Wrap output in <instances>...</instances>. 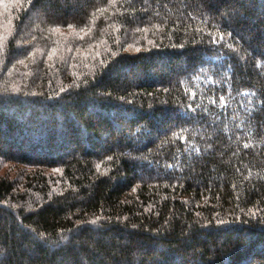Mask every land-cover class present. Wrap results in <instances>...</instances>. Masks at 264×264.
<instances>
[{"label": "trees", "instance_id": "16d2710c", "mask_svg": "<svg viewBox=\"0 0 264 264\" xmlns=\"http://www.w3.org/2000/svg\"><path fill=\"white\" fill-rule=\"evenodd\" d=\"M0 264H264V0H0Z\"/></svg>", "mask_w": 264, "mask_h": 264}, {"label": "snow or ice", "instance_id": "6c2138e0", "mask_svg": "<svg viewBox=\"0 0 264 264\" xmlns=\"http://www.w3.org/2000/svg\"><path fill=\"white\" fill-rule=\"evenodd\" d=\"M222 38V37H221ZM221 99H223V97H221ZM213 103H215V101H213Z\"/></svg>", "mask_w": 264, "mask_h": 264}]
</instances>
